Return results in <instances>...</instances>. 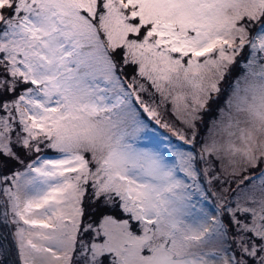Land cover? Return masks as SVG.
Returning <instances> with one entry per match:
<instances>
[{"label": "snow or ice", "instance_id": "6c2138e0", "mask_svg": "<svg viewBox=\"0 0 264 264\" xmlns=\"http://www.w3.org/2000/svg\"><path fill=\"white\" fill-rule=\"evenodd\" d=\"M0 226V264H264V0H0Z\"/></svg>", "mask_w": 264, "mask_h": 264}, {"label": "rangeland", "instance_id": "374dc122", "mask_svg": "<svg viewBox=\"0 0 264 264\" xmlns=\"http://www.w3.org/2000/svg\"><path fill=\"white\" fill-rule=\"evenodd\" d=\"M169 122L175 124L176 127H180L179 122L175 120L170 113L165 117ZM207 120L208 117L206 116ZM152 127L155 129V133L149 138L148 143L149 146L157 147L161 150H171L174 148H179L181 150H192L191 145H186L184 142L180 141L176 136L172 135V132L169 129L162 128L158 125L153 124ZM200 147L199 144L196 145V149L198 150ZM170 154V151H169ZM214 206V200L212 197H209V201L206 204V210L211 212ZM14 232V226H9V228L5 229L0 226V233H3L7 236V240L4 241L5 246L10 247L12 251L11 259H16V249L14 246V241L11 233Z\"/></svg>", "mask_w": 264, "mask_h": 264}]
</instances>
